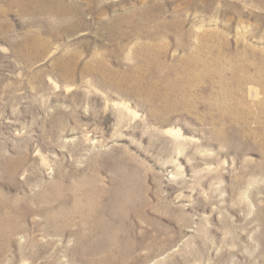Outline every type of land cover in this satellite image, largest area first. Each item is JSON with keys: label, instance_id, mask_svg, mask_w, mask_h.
<instances>
[{"label": "rangeland", "instance_id": "obj_1", "mask_svg": "<svg viewBox=\"0 0 264 264\" xmlns=\"http://www.w3.org/2000/svg\"><path fill=\"white\" fill-rule=\"evenodd\" d=\"M0 264H264V0H0Z\"/></svg>", "mask_w": 264, "mask_h": 264}]
</instances>
